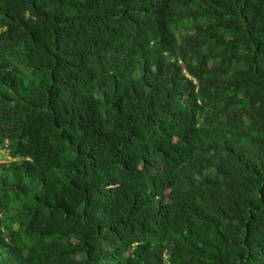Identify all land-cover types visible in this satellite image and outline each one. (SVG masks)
<instances>
[{
    "label": "trees",
    "instance_id": "16d2710c",
    "mask_svg": "<svg viewBox=\"0 0 264 264\" xmlns=\"http://www.w3.org/2000/svg\"><path fill=\"white\" fill-rule=\"evenodd\" d=\"M0 264H264V0H0Z\"/></svg>",
    "mask_w": 264,
    "mask_h": 264
},
{
    "label": "rangeland",
    "instance_id": "374dc122",
    "mask_svg": "<svg viewBox=\"0 0 264 264\" xmlns=\"http://www.w3.org/2000/svg\"><path fill=\"white\" fill-rule=\"evenodd\" d=\"M11 161V158L7 151L2 150L0 151V163H8Z\"/></svg>",
    "mask_w": 264,
    "mask_h": 264
}]
</instances>
